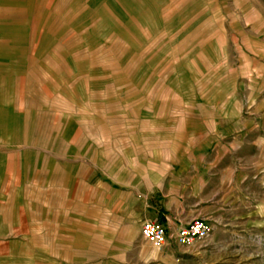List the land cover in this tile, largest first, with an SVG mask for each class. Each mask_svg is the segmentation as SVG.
Returning a JSON list of instances; mask_svg holds the SVG:
<instances>
[{
	"label": "rangeland",
	"instance_id": "1",
	"mask_svg": "<svg viewBox=\"0 0 264 264\" xmlns=\"http://www.w3.org/2000/svg\"><path fill=\"white\" fill-rule=\"evenodd\" d=\"M234 90L264 138V0H0V264H264V172L195 245L140 234Z\"/></svg>",
	"mask_w": 264,
	"mask_h": 264
},
{
	"label": "crops",
	"instance_id": "2",
	"mask_svg": "<svg viewBox=\"0 0 264 264\" xmlns=\"http://www.w3.org/2000/svg\"><path fill=\"white\" fill-rule=\"evenodd\" d=\"M239 97L238 91H225L218 109L204 108L196 117L186 154L170 160L139 193L143 220L158 219L174 233L193 219L207 220L214 229L241 217L243 188L264 172V138L256 132L262 127L243 116Z\"/></svg>",
	"mask_w": 264,
	"mask_h": 264
},
{
	"label": "built area",
	"instance_id": "3",
	"mask_svg": "<svg viewBox=\"0 0 264 264\" xmlns=\"http://www.w3.org/2000/svg\"><path fill=\"white\" fill-rule=\"evenodd\" d=\"M212 231L211 224L204 219H193L180 225L174 233H169L158 219H144L140 223V234L150 245L161 250L170 242L176 246L189 248L206 239Z\"/></svg>",
	"mask_w": 264,
	"mask_h": 264
}]
</instances>
